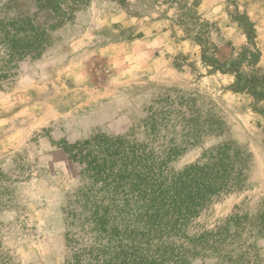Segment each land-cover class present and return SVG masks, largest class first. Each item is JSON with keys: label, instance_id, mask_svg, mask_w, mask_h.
I'll return each mask as SVG.
<instances>
[{"label": "rangeland", "instance_id": "rangeland-1", "mask_svg": "<svg viewBox=\"0 0 264 264\" xmlns=\"http://www.w3.org/2000/svg\"><path fill=\"white\" fill-rule=\"evenodd\" d=\"M14 1L10 16L36 14L26 0ZM37 15L43 26L54 22L50 12ZM199 21L222 60L236 57L233 49L248 43L247 27L254 29L261 57L242 69L264 91V0H91L51 32L39 58L0 80V264H65L68 201L82 182L63 145L107 133L157 146L163 138L151 139L145 119L166 97L190 100L189 116L220 130L192 141L171 168L225 144L251 155L243 189L216 199L190 229L193 235L229 224L234 234L240 216L241 235L190 264H246L233 262L243 251L250 264H264V100L203 63ZM172 131L161 134L180 138V127Z\"/></svg>", "mask_w": 264, "mask_h": 264}, {"label": "trees", "instance_id": "trees-1", "mask_svg": "<svg viewBox=\"0 0 264 264\" xmlns=\"http://www.w3.org/2000/svg\"><path fill=\"white\" fill-rule=\"evenodd\" d=\"M26 1L36 14L10 16L16 1L0 4V80L13 76L22 61L39 58L52 43L51 32L73 20L91 0ZM198 2L193 0L195 5ZM41 12L52 13L54 22L41 25L37 21ZM199 24L196 39L203 63L233 74L238 91L264 100L258 81L242 69L256 65L261 57L254 29L246 26L248 43L240 51L233 49L236 57L222 60L207 37L208 25ZM192 107L183 98H159L152 103L145 131L155 141L163 138L157 146L107 133L63 145L82 182L68 201L65 264H190L200 253L220 252L241 235L244 219L240 216L234 219V234L229 224L190 234L194 221L216 199L243 189L251 163L249 153L225 144L182 170L171 168V161L192 141L220 131L213 123L200 127L199 119L189 116ZM178 127L180 138L161 134L163 129L176 132ZM248 256L243 251L237 260L223 259L250 264Z\"/></svg>", "mask_w": 264, "mask_h": 264}]
</instances>
